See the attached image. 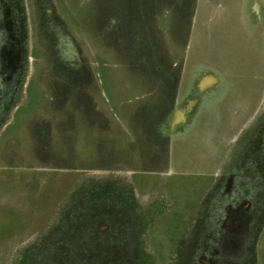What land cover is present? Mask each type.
<instances>
[{
  "label": "rangeland",
  "instance_id": "1",
  "mask_svg": "<svg viewBox=\"0 0 264 264\" xmlns=\"http://www.w3.org/2000/svg\"><path fill=\"white\" fill-rule=\"evenodd\" d=\"M0 264H264V0H0Z\"/></svg>",
  "mask_w": 264,
  "mask_h": 264
},
{
  "label": "bare ground",
  "instance_id": "2",
  "mask_svg": "<svg viewBox=\"0 0 264 264\" xmlns=\"http://www.w3.org/2000/svg\"><path fill=\"white\" fill-rule=\"evenodd\" d=\"M212 71V70H211ZM203 75V74H202ZM213 73L204 74L201 78V80L198 82V87L201 91H205L206 89L210 88L214 84L217 83V78ZM180 100V99H179ZM198 99L191 98L185 101V103H177L170 115L171 118H169V126L172 128V130L182 123L188 122L189 114L191 113L194 106H196V102ZM181 101V100H180ZM183 102V101H181Z\"/></svg>",
  "mask_w": 264,
  "mask_h": 264
}]
</instances>
